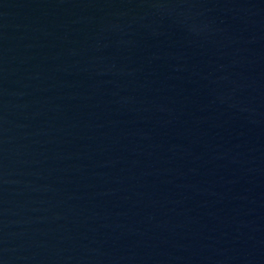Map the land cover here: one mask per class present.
<instances>
[{"label":"water","instance_id":"1","mask_svg":"<svg viewBox=\"0 0 264 264\" xmlns=\"http://www.w3.org/2000/svg\"><path fill=\"white\" fill-rule=\"evenodd\" d=\"M0 264H264V0H0Z\"/></svg>","mask_w":264,"mask_h":264}]
</instances>
